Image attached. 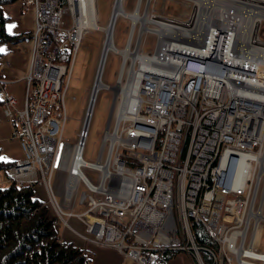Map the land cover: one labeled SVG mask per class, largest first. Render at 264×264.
I'll use <instances>...</instances> for the list:
<instances>
[{"label": "built area", "instance_id": "2783aa9c", "mask_svg": "<svg viewBox=\"0 0 264 264\" xmlns=\"http://www.w3.org/2000/svg\"><path fill=\"white\" fill-rule=\"evenodd\" d=\"M23 1L35 8L36 25L25 107L14 109L15 98L2 97L6 116L17 124L13 137L23 150V157L8 169L7 177L31 185L46 184L59 220L70 226L68 220L76 217L94 242L114 247L138 264H169L172 259L162 261L164 251L183 253L190 264H232L234 259L237 264H264L258 255L264 219L257 221L259 215L264 216L263 201L257 200L264 180V104L256 100L261 94L252 93L250 98L243 90L247 86L235 82L257 75L254 65L234 69L231 61H240L239 56L231 60L233 53L222 35L188 47L173 41L178 46L171 49L172 56L161 55L160 48L146 52L139 46L141 57L154 61L161 55L166 61L163 67L149 71L142 58L132 70L123 61L119 76L125 65L128 80L131 76L140 79L133 95L135 112L120 122L117 116L114 123H108L94 162L83 157L89 127L83 130L65 165L64 202L71 206L65 210L51 180L67 117L64 101L74 58L89 25H82L86 18L83 0ZM148 12L146 7L147 16ZM191 13L184 21L152 12L151 17L163 21L150 22L158 28L185 31L183 27L190 26L202 11L195 6ZM214 13L208 26H219ZM134 26L137 28L132 23L131 31ZM152 28L156 27L141 26L137 41L142 30L157 32ZM67 49L68 62L58 60ZM233 71L238 75L233 76ZM227 76L237 79L232 83ZM2 81L0 76V84ZM241 165L245 170L242 182L237 183ZM84 167L99 171L97 183L86 176ZM76 203L85 209L75 212ZM253 218L257 222L254 229L260 228L258 245L255 232L249 235ZM193 222L200 223L217 242L216 253L197 244Z\"/></svg>", "mask_w": 264, "mask_h": 264}, {"label": "rangeland", "instance_id": "374dc122", "mask_svg": "<svg viewBox=\"0 0 264 264\" xmlns=\"http://www.w3.org/2000/svg\"><path fill=\"white\" fill-rule=\"evenodd\" d=\"M137 1L138 0H124L125 9L130 12L133 11L134 7L138 4ZM114 3L115 0H94L96 12L95 17L97 19V23L100 26H106L109 23ZM253 5L255 7L257 6L254 3ZM195 6V0H142L140 6V13L144 15L145 9L147 7L149 11V16H151V13L153 12L156 14H163L164 16H170L172 18H180L186 21L191 16V12L195 8ZM222 9L224 10L223 7ZM200 17L201 13H199L197 20H195L194 22L198 24ZM67 23H70V19H67ZM131 24L132 21L130 18L124 15L118 16L113 30V41L116 47H118L119 49H124L127 44L128 35L131 31ZM211 24H213V20L211 21ZM145 25L149 26L150 28L157 27V25L152 22H146ZM136 26L137 28H135V35L132 40L131 49H137L139 52L141 51V49L138 48L140 46L146 52L154 50V52L158 51L159 40H161V36L155 31L149 32L142 30L140 34V39L139 41H137V37L139 35L138 32L142 24L138 22ZM257 33L260 40L264 41V18H262L261 20ZM105 38L106 32L104 31V29L87 28L84 31L81 45L79 46L74 58L73 69L68 83V88L64 101L65 113L67 117L63 125L58 154L56 157L55 170L53 172L51 180L52 188L55 191L58 200L62 201V205L65 210L71 209V206H67V203L64 202L67 179L65 165L72 152V146L78 141H80L82 132L83 130H85L84 122L86 114L88 112L89 100L94 87L96 73L100 61V56L102 54ZM123 61V53L116 51H111L106 60L102 80L105 85H109L111 87H103L98 92L96 103L93 109V115L89 124V135L86 140V145L83 154L84 159L88 162H94L97 160L105 128L107 127L111 119H113L111 120L112 123L115 122L119 107L122 105V95L115 90V87L118 86V77H120L119 72L121 70ZM135 61L139 62V59H136ZM131 63L132 60L128 58L127 65L130 66ZM138 65L139 63L135 64L134 67L136 68V66L138 67ZM124 73L125 74L122 78L123 83L128 80L127 70H125ZM0 171L1 174L5 175L4 170ZM83 171L92 182H98L100 175L99 171L88 167H84ZM40 176L44 177L42 174ZM7 180L8 183L13 181L12 179L10 180L8 177ZM37 185L38 184H35L33 186L35 187ZM45 186L49 194V188L46 184ZM60 190L63 191V198L60 197ZM263 192L264 180L260 185L259 194L257 198V200L260 199L261 201H263L262 204L264 205ZM256 207H258V205ZM73 209L75 212H82L85 207L80 206L78 203H76L73 206ZM50 210L53 214L56 215V212L52 206H50ZM263 219L264 216L259 215L257 221L262 222ZM59 222L63 226L65 225L62 220H59ZM254 222L255 218L251 220L249 235L254 231L255 224L257 223ZM78 235L81 236L80 238H82V240L84 239L95 245L102 246V244L96 243L92 240L94 239V236L89 232H85V227L84 232H80ZM259 250L261 252H264V227L262 229L261 237L259 240ZM173 263H175V260L173 261ZM232 264H237L235 259L233 260Z\"/></svg>", "mask_w": 264, "mask_h": 264}, {"label": "bare ground", "instance_id": "6f19581e", "mask_svg": "<svg viewBox=\"0 0 264 264\" xmlns=\"http://www.w3.org/2000/svg\"><path fill=\"white\" fill-rule=\"evenodd\" d=\"M141 1L142 0H138V4L134 7L133 11L130 12L124 7V0H115L109 23L106 26H100L97 23V19L95 17L96 12L94 0H83L82 8L84 9L83 12L84 14H86V18L84 17V20L82 19V25L87 24L89 25V28H100L104 29V31L106 32V38L103 44L102 54L100 56V61L96 73V79L89 100L88 113L84 122L85 129L86 127H89L99 90L103 87H111L109 85H105L102 80V76L105 69V63L111 51L123 53L125 64L128 58H130L132 60V63L130 65L131 70L134 67L133 63L135 62V60L138 58H142V63L143 67L145 68V71H149V69H154V67H163V64L166 61L164 57L161 58V55L163 53L164 56H172L174 51L171 49H174L178 46L177 44L173 43V41L180 42L184 46L188 47L189 45H196L199 40H207V38H210V40H212L213 37L218 38L220 35H222L224 38H226L224 39V43H226V41L229 42L227 48L230 49V51L233 53L232 57H234H231V60L236 59L237 57L235 56H239L240 61H236V63L239 62L238 64L231 61V64L233 65L234 69H239L240 66L244 64L254 65L253 67L257 69V75H254V77H246L245 80L242 79L240 81L237 80L235 82H240L239 85H243L244 87L247 86L246 88H243V90L247 95L250 96V98H252V93H257L258 95L261 94L262 96L256 97V100L259 102V104H264V41L260 40L257 33L261 20L262 18H264V1L195 0L196 7L198 6L199 11H202L201 18L199 21L201 23H198L196 25L193 24L194 21H190L188 23V25L190 26L186 28L183 27V30L185 31H176L173 30L171 27H165L163 25L159 26L160 28H152L153 30H157L158 34L161 36V40L159 42L161 55L157 57L154 61H152V59L149 57H141L137 49H131L132 36L134 35L135 26L131 31L128 44H126L124 49H119L118 47H116L113 41V30L119 15H124L130 18L134 25L140 22L142 24V29L146 28V22L154 21V23L159 24V21H163L160 19L159 16L151 17L147 16L146 13L142 15L140 13ZM253 3L257 6L255 7ZM222 7L224 8V10L222 9ZM217 9L219 10L218 13H214V11ZM204 11H206V17ZM209 12H211L212 14L210 13L209 15ZM213 13L214 17L218 18V20L220 21L219 26L217 27L214 25H210L211 27L208 26V20L211 18L210 16H213ZM208 31L211 32L209 35L210 37H208ZM172 36L176 37H174L171 41L169 39ZM178 38L182 41L177 40ZM186 47H184V49L187 50L188 48ZM125 67L126 66L124 65L122 68L123 71L121 72V76L118 81V86L115 87V90L122 95V105L119 107L117 113L118 122L124 120L125 118H127V116H130V114L135 112L136 100L133 95L137 93V87L140 85V79H133L132 76L130 80L124 83L122 82V76ZM142 73H145L144 70L142 71ZM234 74L238 75L236 71H233V76ZM226 79L233 83L232 80H236L237 78L227 76ZM258 114L259 113H257V118L262 119L260 117L261 115ZM111 120L109 121V125L111 124ZM82 139V141L84 142V138ZM106 165L107 164H104V166ZM244 170V166L241 165L237 172V183L242 182ZM124 189L125 187H122L121 191H123ZM125 195V192L121 193L122 197H124ZM254 232V243L255 245H258L260 228L254 229ZM258 255L264 259V252H259Z\"/></svg>", "mask_w": 264, "mask_h": 264}, {"label": "trees", "instance_id": "16d2710c", "mask_svg": "<svg viewBox=\"0 0 264 264\" xmlns=\"http://www.w3.org/2000/svg\"><path fill=\"white\" fill-rule=\"evenodd\" d=\"M14 0H0V40L15 39L6 32L7 16L3 5ZM69 50L58 60L70 59ZM15 162L0 160V170L5 172ZM59 219L50 210L47 201L39 199L33 185L11 181L0 186V264H91L84 248L61 238L57 225ZM198 245L218 251L217 242L204 227L192 223ZM178 251H164L163 262H168ZM203 257L207 258L203 253ZM210 260V258H208Z\"/></svg>", "mask_w": 264, "mask_h": 264}, {"label": "crops", "instance_id": "0c3cea01", "mask_svg": "<svg viewBox=\"0 0 264 264\" xmlns=\"http://www.w3.org/2000/svg\"><path fill=\"white\" fill-rule=\"evenodd\" d=\"M3 12L7 16L6 32L15 39L0 40V157H8V162H16L23 157V150L19 139L13 137L17 124L4 112L2 97L13 96L16 100L14 109L25 107L27 80L26 75L30 70L33 42L32 34L36 25V10L28 6L23 0H14L3 5ZM1 172V171H0ZM8 184L7 173H0V186ZM39 199L49 204V194L45 185L34 187ZM63 198V191L59 192ZM51 206V204H50ZM68 225L58 222L57 228L65 241H72L77 246L84 248L91 258V264H138L134 259L111 246H98L78 235L84 232V224L76 217L68 220ZM175 260V263L173 261ZM169 264H190L186 255L177 254Z\"/></svg>", "mask_w": 264, "mask_h": 264}, {"label": "snow or ice", "instance_id": "6c2138e0", "mask_svg": "<svg viewBox=\"0 0 264 264\" xmlns=\"http://www.w3.org/2000/svg\"><path fill=\"white\" fill-rule=\"evenodd\" d=\"M9 158L8 157H0V160H5L7 161Z\"/></svg>", "mask_w": 264, "mask_h": 264}, {"label": "water", "instance_id": "95a60500", "mask_svg": "<svg viewBox=\"0 0 264 264\" xmlns=\"http://www.w3.org/2000/svg\"><path fill=\"white\" fill-rule=\"evenodd\" d=\"M88 127H86L85 131L87 130Z\"/></svg>", "mask_w": 264, "mask_h": 264}]
</instances>
